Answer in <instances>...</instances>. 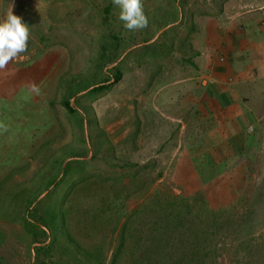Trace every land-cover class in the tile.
I'll return each mask as SVG.
<instances>
[{
  "label": "rangeland",
  "instance_id": "374dc122",
  "mask_svg": "<svg viewBox=\"0 0 264 264\" xmlns=\"http://www.w3.org/2000/svg\"><path fill=\"white\" fill-rule=\"evenodd\" d=\"M224 1L141 0L148 25L128 30L113 0H0L30 33L0 70V264H264L258 198L187 193L169 162L193 20Z\"/></svg>",
  "mask_w": 264,
  "mask_h": 264
},
{
  "label": "crops",
  "instance_id": "0c3cea01",
  "mask_svg": "<svg viewBox=\"0 0 264 264\" xmlns=\"http://www.w3.org/2000/svg\"><path fill=\"white\" fill-rule=\"evenodd\" d=\"M193 25L194 72L178 81L176 96L187 112L167 115L170 126L181 123L174 177L187 193L202 188L227 208L253 196L264 212V0L224 1Z\"/></svg>",
  "mask_w": 264,
  "mask_h": 264
},
{
  "label": "clouds",
  "instance_id": "9594fccd",
  "mask_svg": "<svg viewBox=\"0 0 264 264\" xmlns=\"http://www.w3.org/2000/svg\"><path fill=\"white\" fill-rule=\"evenodd\" d=\"M120 8L119 19L124 22L128 30L147 27L148 20L143 12L141 0H113ZM29 27L21 16L13 12L0 20V70L4 69L9 61L27 51Z\"/></svg>",
  "mask_w": 264,
  "mask_h": 264
},
{
  "label": "trees",
  "instance_id": "16d2710c",
  "mask_svg": "<svg viewBox=\"0 0 264 264\" xmlns=\"http://www.w3.org/2000/svg\"><path fill=\"white\" fill-rule=\"evenodd\" d=\"M114 73H113V79H115L116 81H118V80H120V78H121V71L119 70V69H115L114 71H113ZM107 81H109V80H107ZM105 81H103V82H100V83H98V85H95L92 89H91V93H103L104 91H106V90H108L111 86L109 85V84H105L104 83ZM62 103H63V106L69 111V112H74L75 111V109L72 107V105H71V102H70V98L69 97H64L63 98V101H62ZM75 163H78V164H82V162H72V163H70L68 166L69 167H71V166H74L75 165ZM69 167H67V170H70V168ZM57 215H59V214H57ZM51 218H52V220H51V225H49L51 228L53 227L52 226V224L53 223H55V219H56V214L54 215V216H52L51 215ZM42 221L44 222V223H46V220H44V219H42ZM31 227H33V228H36V229H38V234H39V238H43V239H45L46 238V236H47V232L43 229V228H40V227H38V225L37 224H35V223H32V222H30V221H27V228H28V230L31 228ZM37 237V238H38ZM38 238V239H39ZM175 241V240H174ZM177 243V245H181V243H180V240H176L175 241V243L174 244H176ZM195 244H196V246H201V244H200V242H195ZM202 246H203V243H202ZM49 249L50 248V246L48 245V246H43V247H37L36 248V251L38 252V255H40V252H42V250H44V249ZM200 248V247H199ZM117 253V252H116ZM118 257V255H116L115 254V256L113 257L114 258V260H113V263L112 264H116V258ZM97 258H98V256H97ZM168 262V261H167ZM39 264H45V262L42 260L41 261V263H39Z\"/></svg>",
  "mask_w": 264,
  "mask_h": 264
}]
</instances>
